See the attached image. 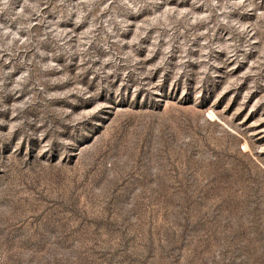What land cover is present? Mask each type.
Returning <instances> with one entry per match:
<instances>
[{"label":"rangeland","instance_id":"374dc122","mask_svg":"<svg viewBox=\"0 0 264 264\" xmlns=\"http://www.w3.org/2000/svg\"><path fill=\"white\" fill-rule=\"evenodd\" d=\"M0 264H264V0H0Z\"/></svg>","mask_w":264,"mask_h":264}]
</instances>
